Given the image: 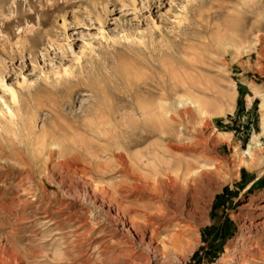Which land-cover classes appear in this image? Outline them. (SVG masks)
<instances>
[{"label": "rangeland", "instance_id": "1", "mask_svg": "<svg viewBox=\"0 0 264 264\" xmlns=\"http://www.w3.org/2000/svg\"><path fill=\"white\" fill-rule=\"evenodd\" d=\"M136 98L164 111L194 98L207 116L178 109L152 136ZM93 117L119 126L112 147L85 131ZM263 125L264 0H0V264H113L122 240L89 234L111 229L123 207L164 203L178 223L162 234L186 245L159 246L165 258L152 264H264ZM67 131L66 144L83 138L127 164L157 145L170 166L161 175L180 176V161L194 174L166 201L116 207L110 188L136 184L117 158L82 177L39 153L37 139Z\"/></svg>", "mask_w": 264, "mask_h": 264}, {"label": "bare ground", "instance_id": "2", "mask_svg": "<svg viewBox=\"0 0 264 264\" xmlns=\"http://www.w3.org/2000/svg\"><path fill=\"white\" fill-rule=\"evenodd\" d=\"M144 87H146V85ZM144 93L147 96L152 94V92L149 90L148 91L145 90ZM144 100L143 101L141 100L142 101V103H141L138 98L135 99V110L140 114L141 119L140 118L139 119L141 120L143 126L146 124L150 125V128L152 129L151 132L154 133V134H152V136H157V134L160 133L162 126L164 124L166 125L165 127L170 126V125L167 126V124L172 121L171 118L173 119L177 115V113L175 114V111H177L178 109L184 108V110H185V108H188V110L189 109L194 110L195 114L196 113L199 114L200 117H206L207 116L206 115L207 113L204 110L205 107H203L204 105H202L199 101L195 100L194 98H192V99L190 98V99H186V100H181V99L175 98L173 100V102L171 104H169L168 111H166V109H165L166 112L164 111L163 104H161L163 101L160 103L161 105L158 104L159 103L158 101H157L158 103L157 102L156 103L149 102L148 104L145 105ZM162 100H163V98H162ZM165 107H167V106H165ZM171 112H172V114L173 113L175 114L174 117H173V115L171 116ZM181 113H183V112L181 111ZM178 114H180V113H178ZM189 114L190 113H188V116H189ZM122 126H124V125L122 124ZM83 127H84L85 131L87 133H89V136L94 135V137H96L97 139H101V141H104V142L106 141L107 143H110L109 145L111 147L113 146V144H112L113 141L108 142L112 138L110 136L117 137L119 135L118 133L121 131V130L119 131V126L114 124V120L112 121L108 118L103 119L102 117L101 118L93 117L92 119L89 120V122H86L83 125ZM104 127H107V128L105 129ZM164 129H166V128H164ZM167 129H169V128H167ZM143 131L144 130H139L138 133L142 135V133H144ZM67 132L59 135V137L62 138L60 140H57V138H54V136L49 135V133H48V135H45L44 137L37 139L35 144L38 146V151L42 155V157L44 154V155H46L48 160L52 159L54 161L55 166L62 167V168H69L74 173H77V175L79 174L82 177H87V176L91 175L92 173L104 174V173L109 172L108 169L110 168L109 167L110 163H108V161H104V162L100 163V160H106L107 158L113 157V154L108 153L109 150L106 149V151L105 150L102 151L103 147L101 146L99 148V150L93 151L90 148L91 146H88L85 139L77 138V137H76V140H74V139L70 140L69 141L70 145H68V144H66L67 139L63 140V138L69 134H71L72 136L74 134L70 133L69 131H67ZM43 134H45V133H43ZM260 135L264 136V125L262 127V133ZM140 137H141V139H144V137H142V136H140ZM256 140H257V136H254L253 141H256ZM134 146L136 147V146H138V144L135 143ZM134 146L128 145V148L130 149V148H133ZM170 146H172V145L170 144ZM170 146H167V149H171ZM119 148H121V147H119ZM119 148H116V149L119 150ZM114 149L115 148H113V150ZM158 150L159 149H158L157 145H152L149 150L145 151V153H136L135 152L136 153L135 155L128 158L129 164L124 162L122 159L123 157L120 155L113 157V158L118 159L114 163L115 164L114 169H119V171H122V172L125 171L126 176L134 179V181L136 182V184L134 182H132L130 185H126V184L122 183L121 185H115L114 187L110 188L111 190L108 192L110 194V200L113 201V203L117 204L116 207L121 208V206L119 204L123 201V199L128 200L130 198L138 199L137 200L138 202H144V201L148 202V201H150L149 200L150 197H152V198L154 197L155 199H164L166 201L170 197L169 196L168 198H166V195H170V194H167L168 190H166V188H175V184L177 182H179L180 180H182L184 182L186 180L185 179L186 177L194 174L192 172L190 166H189V162L187 163V162L180 161L178 163L179 166L172 168L173 172L174 171L179 172L180 170L184 169V170H182V172H180V176H178V175L176 176L175 173H174L175 174L174 176L171 175L172 173L167 174V175L164 174L165 176L161 175V173H162L161 171H163V169H165L162 167L163 164L166 165L165 166L166 169H169L170 166H169V163H166V162H164L165 160L164 161L162 160V156H161V154H159V152H161V151H158ZM99 153H102V154H99ZM107 153L109 155H107ZM166 153H168V152H166ZM164 155H165V153H164ZM168 155H170V153ZM105 157H107V158H105ZM86 160L89 163L86 165V167L79 169V170L76 169L75 166H78L77 164H80L81 162L86 161ZM166 171H168V170H166ZM129 178H128V180H129ZM124 182H126V180ZM139 188H142V189L144 188L146 191L142 190L138 193ZM95 189L99 193H103V192L107 193V191L109 190V189L108 190H106V189L102 190L96 186H95ZM124 191H126L128 194L125 192L127 195L122 196V192H124ZM164 200H162V201H164ZM170 200H171V198H170ZM158 202H157V204H158ZM168 202H169V200H168ZM166 204L165 203L163 205L159 204L158 207H156V208L151 207L149 204L148 205L147 204H135L133 207L134 208L133 210H132V208H124L123 207L120 209L121 210L120 216L118 215L114 219L113 223L111 224V229L108 227L109 229L107 231L100 230L98 232L96 229L94 232L90 233L88 239H85V240L88 241V240L92 239L93 236H95L94 240H101L103 238H108V237L121 239L122 242L119 241L120 243L116 244L114 241V243L112 242L111 243L112 245L110 246L112 249H117V247L122 246V247H120V248H122V249H120L121 254L112 259L113 264H127V263H130V264H152V262L157 263L158 257H160V259H162V260H163V258H165L163 252L159 249V246L161 249H164V247H166L165 244H167V243L175 244L176 246H180V247L181 246L183 247L186 245L177 236L168 237V236H165L162 234V231H161L162 226H164L165 224H167L170 221L173 222L172 226H174V224L178 223V222L176 223V221H175L176 214L174 212L173 213L175 215H173V217L167 214V212H168L167 208H169V207H167ZM127 207H129V206H127ZM131 213H133V215H131ZM126 221H127V224L129 225V227L127 229H125ZM168 224H167V226H168ZM140 228L143 229V233H141L143 235H141V238H138V236L140 234L138 230ZM146 234L148 235L147 237H145ZM146 239H147V243H144V240L146 242ZM155 242H157L158 248H150V245L152 243H155ZM150 256L152 258H150Z\"/></svg>", "mask_w": 264, "mask_h": 264}]
</instances>
